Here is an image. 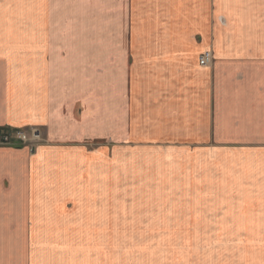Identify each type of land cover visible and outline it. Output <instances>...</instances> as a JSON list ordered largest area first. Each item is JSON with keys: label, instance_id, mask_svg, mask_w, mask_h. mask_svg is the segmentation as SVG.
<instances>
[{"label": "crops", "instance_id": "crops-1", "mask_svg": "<svg viewBox=\"0 0 264 264\" xmlns=\"http://www.w3.org/2000/svg\"><path fill=\"white\" fill-rule=\"evenodd\" d=\"M32 1V17L0 19V129L39 128L47 143L31 155L0 148V264H40L37 250L64 246L42 245L36 233L264 234V0L205 9L206 0H175L182 35H164L170 50L151 52L148 83L96 85L93 94L83 35L62 34L58 19L48 28ZM205 52L211 63L200 67ZM106 101L110 155L91 141L107 137ZM247 248L224 247L242 262Z\"/></svg>", "mask_w": 264, "mask_h": 264}, {"label": "rangeland", "instance_id": "rangeland-1", "mask_svg": "<svg viewBox=\"0 0 264 264\" xmlns=\"http://www.w3.org/2000/svg\"><path fill=\"white\" fill-rule=\"evenodd\" d=\"M174 1L39 0L38 6L40 9H36V13L40 11L41 17L51 20L52 25L48 28H54L52 20L58 19L59 25L66 23L63 27H58V29L63 30L62 34L71 33L73 29L74 33L83 35V44L85 45L83 49V67L85 70L88 68V71L84 72V76L86 75L84 85H91L90 92L93 94V88L96 85H130V81L134 79L138 83L141 82L142 85L148 83L146 81L151 68L157 70L156 62L150 57L151 52L169 51L170 49L166 48L168 43L164 45V35L181 34L177 24L184 22L181 19L178 20L176 16H172L174 13L172 11L176 8L173 7ZM199 1L189 0L195 6ZM30 2L33 1L0 0V19L32 17L34 11ZM206 2L203 6L204 9L207 4H211V0H206ZM204 12L202 9L200 13ZM223 18V16L216 18L221 26L225 25ZM11 23L14 22L11 21ZM61 45L65 51L66 42H61ZM169 47L175 50L178 43H170ZM158 61L160 60L158 59ZM71 67L73 68V66ZM67 77L71 76H62L65 79ZM94 94L98 100H102V97L97 95V89H95ZM111 97H113V92L106 91L105 99L108 101ZM90 101L92 105L93 100ZM107 101L105 106L107 137L91 139V141L95 144L98 142L105 143L103 146L110 155L114 148L113 121L111 119L112 115L109 116L108 108L110 106ZM21 130L27 134L36 131L37 145L32 152L27 149L30 155L40 145L47 143L41 129L28 128ZM99 146L102 147V145ZM0 148L17 147L0 145ZM131 188L137 191L140 189V187L137 189L136 186ZM131 188L127 187V191L124 188L121 189V194L131 197V193H134V191H129ZM141 191L145 193V190ZM121 198L124 197L121 196ZM145 204L142 202V205ZM83 220L85 218H81L77 222L74 220L73 225H81L80 222H83ZM62 223H66L65 220L60 224ZM36 235L37 237L41 236L40 242L43 243L42 245L47 244L48 241L57 242V246L64 245L61 247L62 249H52V251L46 249L51 244L50 242L47 244L48 246L45 245L41 250H37L35 257L40 259V264H54L51 260L54 257H57L58 264H184L185 259L187 264H208L213 257L217 258L218 264H257L259 259L264 262V257L258 255L260 252L258 247L260 249L264 245V234H251L246 241L245 236L239 234H82L75 232L72 234L59 233L61 239L56 237L51 239L52 237L49 234L44 233H36ZM228 244H233L234 247H239L240 244L250 247L249 250L248 248L245 250L244 254H241L240 258L244 260L243 262L236 259L231 260L226 255L224 247ZM66 245L68 246L67 249L65 248ZM88 245L89 247H87ZM54 252L57 255L53 256ZM62 252L67 254L64 255ZM192 256H196V260H193ZM245 260H247V263ZM31 262H33L32 258Z\"/></svg>", "mask_w": 264, "mask_h": 264}, {"label": "built area", "instance_id": "built-area-1", "mask_svg": "<svg viewBox=\"0 0 264 264\" xmlns=\"http://www.w3.org/2000/svg\"><path fill=\"white\" fill-rule=\"evenodd\" d=\"M211 63V53H203L199 59L198 64L200 67L207 66ZM36 131H32L27 134L21 129L8 130L0 129V145H10L17 148H26L29 152L33 151V148L37 145L35 139Z\"/></svg>", "mask_w": 264, "mask_h": 264}]
</instances>
